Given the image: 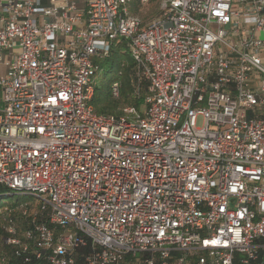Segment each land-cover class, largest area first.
Wrapping results in <instances>:
<instances>
[{"label":"built area","instance_id":"2783aa9c","mask_svg":"<svg viewBox=\"0 0 264 264\" xmlns=\"http://www.w3.org/2000/svg\"><path fill=\"white\" fill-rule=\"evenodd\" d=\"M150 4L0 0V264H264V0ZM119 41L147 93L106 117Z\"/></svg>","mask_w":264,"mask_h":264},{"label":"trees","instance_id":"16d2710c","mask_svg":"<svg viewBox=\"0 0 264 264\" xmlns=\"http://www.w3.org/2000/svg\"><path fill=\"white\" fill-rule=\"evenodd\" d=\"M151 3L158 6V8L160 6V0H151ZM142 8L144 7H133L131 12L135 16H140ZM144 22L147 21L144 20ZM98 64L100 70L96 74L95 95L92 100V105L96 112L99 115L116 118L122 116L123 110L128 107H135L138 111L142 112L147 93V84L144 82L142 85V87L145 88V92H140V94L136 92L137 79L135 64L127 50L125 42L119 41L115 44L112 48L110 57L99 61ZM112 72L117 74L116 81L120 84L119 98H115L112 94L113 83L104 80L105 77ZM2 235L3 233L0 226L1 238ZM4 252L11 258V261L14 262L11 251L4 248Z\"/></svg>","mask_w":264,"mask_h":264},{"label":"rangeland","instance_id":"374dc122","mask_svg":"<svg viewBox=\"0 0 264 264\" xmlns=\"http://www.w3.org/2000/svg\"><path fill=\"white\" fill-rule=\"evenodd\" d=\"M236 2H238V0H235ZM157 15H159V8L158 6H155V4L151 3L150 5L142 8L141 12H140V17L143 18L145 21H149L152 20L153 18H155ZM100 76V74H99ZM106 82L109 83H114L117 80V74L115 72H112L111 74H109L107 77H105L104 79ZM138 85V84H137ZM143 83H141L140 90L138 91V89H136V92L138 94H140V92H145V88L142 87ZM116 98H119L116 97ZM17 199V197H10V196H5L3 198H0V212L3 211V209L10 203H13L15 200ZM1 237H0V247H1Z\"/></svg>","mask_w":264,"mask_h":264},{"label":"crops","instance_id":"0c3cea01","mask_svg":"<svg viewBox=\"0 0 264 264\" xmlns=\"http://www.w3.org/2000/svg\"><path fill=\"white\" fill-rule=\"evenodd\" d=\"M156 17H158V15H157ZM156 17H155V18H156ZM153 19H154V18H153Z\"/></svg>","mask_w":264,"mask_h":264}]
</instances>
